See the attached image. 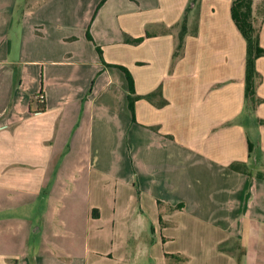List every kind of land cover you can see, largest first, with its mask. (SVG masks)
Returning a JSON list of instances; mask_svg holds the SVG:
<instances>
[{"label": "crops", "instance_id": "1", "mask_svg": "<svg viewBox=\"0 0 264 264\" xmlns=\"http://www.w3.org/2000/svg\"><path fill=\"white\" fill-rule=\"evenodd\" d=\"M101 2L0 0V264H264V103L231 0H200L174 62L189 0ZM97 48L160 89L134 121Z\"/></svg>", "mask_w": 264, "mask_h": 264}, {"label": "trees", "instance_id": "2", "mask_svg": "<svg viewBox=\"0 0 264 264\" xmlns=\"http://www.w3.org/2000/svg\"><path fill=\"white\" fill-rule=\"evenodd\" d=\"M104 1L105 0H102L100 5ZM199 8H200V0H189L184 10L181 21L176 26L178 28V32L176 36V45L173 53V62L182 57L186 36L189 33H191V35L194 37L197 36ZM191 15L192 17L193 15L195 16L194 18H191L192 21L189 28L188 20L191 17ZM230 16L232 22L234 23L235 27L237 28L238 32L240 33L246 44L243 99H244L245 107L249 110V112L254 113L257 107L262 103H264V100L257 96V89L262 83V75L255 68L256 61L259 58L264 57V49L259 44V33L261 30V25L264 20V17H262L260 21H258L259 18L254 14L253 11V0H231ZM87 39L91 41L90 35H87ZM143 40L144 38H139L136 40L125 39L126 42L129 41L130 43L133 44H139ZM97 53L104 66L117 68L124 74L128 87V96H127L128 109L131 114L132 121H134L135 101H137L138 99H145L147 101H152L153 98L161 94L160 89H157L155 92L146 96H136L133 78L131 74L128 72V70L121 66L105 64L103 62L102 53L99 48H97ZM163 104H165V101L160 103L159 106ZM230 169L234 171H238L237 166L235 164L230 165ZM257 177L262 178L263 174L259 173L257 174ZM180 261L182 260L180 259Z\"/></svg>", "mask_w": 264, "mask_h": 264}, {"label": "rangeland", "instance_id": "3", "mask_svg": "<svg viewBox=\"0 0 264 264\" xmlns=\"http://www.w3.org/2000/svg\"><path fill=\"white\" fill-rule=\"evenodd\" d=\"M23 2L24 0H18L16 14L21 13L22 10H24L25 5L23 4ZM253 11H254V14L259 18L258 21H260V19L264 17V0H253ZM194 16L195 15H193L192 17L191 15V18H194ZM193 23H194V20H193Z\"/></svg>", "mask_w": 264, "mask_h": 264}, {"label": "built area", "instance_id": "4", "mask_svg": "<svg viewBox=\"0 0 264 264\" xmlns=\"http://www.w3.org/2000/svg\"><path fill=\"white\" fill-rule=\"evenodd\" d=\"M43 99V97L42 96H39V100H42Z\"/></svg>", "mask_w": 264, "mask_h": 264}]
</instances>
